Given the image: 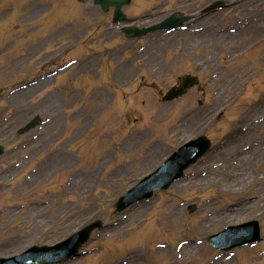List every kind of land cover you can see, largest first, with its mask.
<instances>
[{
    "label": "rangeland",
    "instance_id": "rangeland-1",
    "mask_svg": "<svg viewBox=\"0 0 264 264\" xmlns=\"http://www.w3.org/2000/svg\"><path fill=\"white\" fill-rule=\"evenodd\" d=\"M32 1L0 0V142L8 147L0 159V187L5 193L0 207L11 206L0 213V236L9 234L0 238V255H13L34 243L53 244L98 217L106 225L85 249L104 242V250L97 248L96 253L94 248L85 258L58 264H128L123 253L128 248L127 254H139L129 264H264V238L230 254L207 242L209 234L225 225L251 219L259 221L264 237V39L259 40L260 34L252 39L254 31L244 29L237 36L234 31L241 17H256L252 26L261 30L264 0H225L231 4L228 9L203 14L209 38L197 32L199 17L166 35L128 40L103 31L107 19L97 24L69 16L66 8L74 0H54L52 11L40 20L34 18L37 11H29ZM194 2L184 7L195 8ZM136 8L126 10L133 15ZM201 8L198 4L193 14L202 13ZM67 19L73 26L61 28ZM88 25L86 32L78 31ZM58 27L61 34L43 37ZM24 29L44 30L37 37ZM244 41L253 42L247 52H238ZM49 53H55L51 61L56 60V67L71 57L92 58L82 64L80 76L67 83L58 76L34 86V72L27 80L9 79H19L21 70L35 69ZM194 54L201 57L202 66L212 69L206 76L211 84L162 101L160 92L180 74L195 73ZM157 74L158 85L138 86L140 77L151 80ZM123 78L127 84L116 85ZM194 108L208 114L195 118L197 113H190ZM33 115L41 116V123L19 134L18 128ZM200 133H206L213 146L184 177L145 204L137 203L140 206L132 212H113L120 194ZM42 201H48L45 208ZM21 202L31 204L23 216L22 205L16 206ZM191 204L193 211L188 210ZM117 222L123 226L117 229ZM189 238L200 242L193 249L177 247ZM116 242L121 243L113 247ZM157 243L165 247L152 256L148 247Z\"/></svg>",
    "mask_w": 264,
    "mask_h": 264
},
{
    "label": "water",
    "instance_id": "water-1",
    "mask_svg": "<svg viewBox=\"0 0 264 264\" xmlns=\"http://www.w3.org/2000/svg\"><path fill=\"white\" fill-rule=\"evenodd\" d=\"M202 148V147H201ZM203 149H201V151H202ZM200 151V152H201ZM180 155H182V157H183V161H182V163H180V164H177L178 166H177V169H182L185 165H187L189 162H192L193 160H194V158H186L185 156H184V152H183V150L182 151H180V153H179ZM191 155H192V153H191ZM180 158V157H179ZM256 237L255 236H251V237H248L246 240L247 241H252V240H254ZM74 243H69V244H67V246L66 247H63L64 246V244H63V246H62V244H59V245H57L55 248H53V249H58L57 250V253H55V256H56V260L57 259H60V258H62L63 256H65L66 254H68V253H70V252H73L74 250H75V244L73 245ZM235 244V241H233V242H231L229 245H228V247L229 246H233ZM76 247H77V245H76ZM47 249H48V247H40V248H35L34 249V252L31 254V257L32 258H34V260L33 261H37V260H40L39 258H44L43 260H46L47 258H50L51 257V255L50 254H47ZM32 260V259H31ZM13 264H17V263H13Z\"/></svg>",
    "mask_w": 264,
    "mask_h": 264
},
{
    "label": "bare ground",
    "instance_id": "bare-ground-1",
    "mask_svg": "<svg viewBox=\"0 0 264 264\" xmlns=\"http://www.w3.org/2000/svg\"><path fill=\"white\" fill-rule=\"evenodd\" d=\"M234 152H235V150H233V153H234ZM257 199H258V197L254 198V199H253V202L255 203ZM233 206L235 207V206H237V205L235 204V205H233ZM253 206H254V205H253ZM253 206H252V207H253ZM235 208H236V207H235ZM49 230H50V228L46 229V231H49ZM193 245H194V244H188V243H187L185 246H183V248H186V250H187V249H193V247H195V246H193Z\"/></svg>",
    "mask_w": 264,
    "mask_h": 264
}]
</instances>
